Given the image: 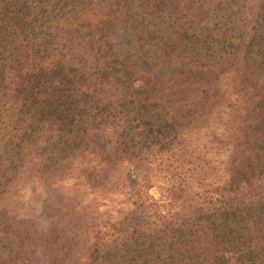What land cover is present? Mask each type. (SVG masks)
<instances>
[{
    "label": "trees",
    "instance_id": "trees-1",
    "mask_svg": "<svg viewBox=\"0 0 264 264\" xmlns=\"http://www.w3.org/2000/svg\"><path fill=\"white\" fill-rule=\"evenodd\" d=\"M262 70L264 0H0V175L77 218L0 209V264H264Z\"/></svg>",
    "mask_w": 264,
    "mask_h": 264
},
{
    "label": "rangeland",
    "instance_id": "rangeland-1",
    "mask_svg": "<svg viewBox=\"0 0 264 264\" xmlns=\"http://www.w3.org/2000/svg\"><path fill=\"white\" fill-rule=\"evenodd\" d=\"M108 37L118 42L122 45L128 46L129 42L127 37L122 31L121 26L112 25L108 28L107 31ZM140 64L147 69L152 77L160 84L161 87L167 86L169 84L168 78L170 73L164 69L154 68V64L151 60L141 57ZM259 83L264 82V70L257 72L253 77ZM95 143L99 147L105 148L108 144L107 134L104 131H99L93 136ZM258 164L264 163V155H254L252 157ZM122 173H125L126 176L120 179L121 185V195L117 192H113V203L118 207L122 205L124 200L132 199L134 195V191L131 189L135 187L138 179L139 173L145 170L144 166L138 164H126L123 167ZM11 170H7L6 174L0 175V209H7L8 213L14 215L16 217H34L37 220L45 221V220H55L65 229L69 230L76 227L75 224L77 222V218L74 214H65L61 215V213L68 209V207H73L71 203V199H67L64 197L63 193H58L56 191H51L48 186L41 185H31L24 184L22 181L10 178ZM112 173V172H111ZM107 174L105 178H112V175ZM70 181H68L69 183ZM68 188L64 187V191ZM67 193V191H66ZM151 193H155L154 190H151ZM94 193H88L84 196V200H80L81 202H87L90 204V200ZM120 199H123L120 201ZM128 202V201H127ZM61 207V213L51 214V207ZM103 205L98 206V211L103 209ZM3 243L0 242V251H3ZM229 264H239L235 261L234 257L229 259Z\"/></svg>",
    "mask_w": 264,
    "mask_h": 264
}]
</instances>
